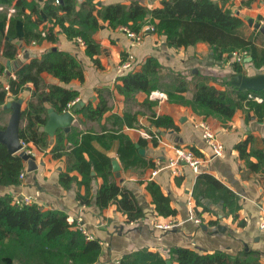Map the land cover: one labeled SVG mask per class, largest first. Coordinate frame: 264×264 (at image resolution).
<instances>
[{
  "label": "trees",
  "instance_id": "1",
  "mask_svg": "<svg viewBox=\"0 0 264 264\" xmlns=\"http://www.w3.org/2000/svg\"><path fill=\"white\" fill-rule=\"evenodd\" d=\"M15 0H0V21H7V10ZM28 5L32 12H38L35 5L27 0H16V12L11 18L8 39L4 42L0 28V50L4 43L3 55L14 60L17 58L19 46L13 41L15 24L18 19L24 22V41L29 44L48 40L56 42L58 33L51 27L40 30L34 24L30 15L23 12ZM46 15L53 25L60 27L69 39L81 38L86 45V54L94 64L100 67L98 55L101 44L95 39L96 32L104 26L116 29L128 27L135 32H141L145 26L153 25L154 31L166 37V45L174 48H188L204 42L210 46L213 56L220 59H231L237 49L249 50L251 63L260 68L264 65V48H260L254 38H246L242 33L245 21L231 9L213 0H162V5L149 8L139 1L131 4L113 3L99 6L97 0H48L43 6ZM236 73H245L244 65L233 61ZM7 70L5 64L0 65V78ZM127 73L117 78L116 87L120 93L129 97L138 92L151 93L167 86L170 99L184 102V98L176 96L174 91H188L189 82L186 76L173 70L164 72V66L155 58L150 57L138 70H125ZM16 77L9 79V89L0 82V105L6 104L9 98H17L21 89L29 82L34 86L35 96L23 110L22 120H27L20 129V137L26 142L34 143L39 149L49 147L48 134L40 129L48 120L46 103L62 113L68 104L77 99V90L69 89L56 83H47L42 74L47 72L63 83L74 79L85 80V67L72 53L64 50H48L41 56L31 58L15 69ZM193 98L187 102L194 112L206 116H217L226 123L239 109L247 107L253 110L259 120L264 119V89L261 91L239 90L227 80L222 81L225 89H219L211 83L209 76L194 75ZM251 95V96H250ZM261 97L257 101L255 97ZM109 110L106 100L101 98L97 107L86 104L77 112L90 118H100ZM119 122H126L134 127L137 118L129 113L124 117L116 116ZM39 123L34 128V123ZM151 122L156 127L178 129L173 119L167 115L154 114ZM5 128V127H3ZM57 144L52 153L55 158L67 156L69 171L82 174V183L86 187L85 194H79L82 204L89 205L95 201L102 211L111 204H116L123 212L128 223L136 222L145 216L136 196L127 188L121 186L113 177L112 160L106 154L92 148L90 142L107 137L111 142H118V155L126 166L142 165L145 168L153 166L152 160L140 153L146 140L139 141L140 147L124 132L118 134L95 136L86 133L80 140L70 139L60 129L56 132ZM73 141V147L68 151L64 139ZM154 144L158 140L153 138ZM254 137L249 136L236 144L239 156L253 172L264 177V147L254 146ZM85 152L89 154L86 158ZM26 170V161L18 154H10L6 145L0 142V185H19L20 174ZM103 177L104 182L97 194L92 195V181L96 175ZM74 177L68 173L61 174V183L69 186ZM147 188L152 195V202L157 214L168 217L176 215L177 210L171 205L169 195L165 194L155 181H149ZM194 198L203 210L209 209L203 200L210 199L214 203L222 202L227 215L238 218L240 204L237 195L220 180L209 173H201L197 178ZM200 216V212H195ZM219 219L211 220L209 225H217ZM244 224V222H240ZM104 254L100 239L88 238L77 226L75 221H69L68 215L58 209H45L37 202L18 204L12 194L0 195V264H97ZM170 261V262H169ZM109 264H262L260 253L253 250H243L232 254L225 250L201 252L199 250L174 246L165 255L161 251L149 247L140 248L123 255L119 262Z\"/></svg>",
  "mask_w": 264,
  "mask_h": 264
},
{
  "label": "crops",
  "instance_id": "2",
  "mask_svg": "<svg viewBox=\"0 0 264 264\" xmlns=\"http://www.w3.org/2000/svg\"><path fill=\"white\" fill-rule=\"evenodd\" d=\"M48 0H27L31 5L37 6L38 12H32L28 5L23 12L30 15L34 24L40 30H48L53 27L58 33V40L51 42L43 40L39 43L32 41L27 44L24 41V22L18 19L15 24V36L13 41L19 46L17 58L11 60V66L3 55L4 43L0 50V65L5 64L7 70L0 78V82L8 84L11 77H15V69L31 58L41 56L48 50H64L75 55L85 67V80H72L63 83L53 75L44 72L43 78L47 83H56L72 90H77L78 101L84 105L92 104L97 107L101 98L106 100L109 110L100 118H90L83 112H74L75 119L69 132L74 140H80L81 136L91 133L95 136L118 134L124 132L140 147L139 141L147 142L142 146L143 156L153 162L148 168L142 165L126 167L118 155V142H111L107 137L102 140L90 142L92 148L109 156L113 162L119 161L120 177L113 171V177L124 188L129 189L136 196L145 216L136 222L128 223L127 216L118 210L116 204H111L104 210H100L95 201L89 205L82 204L79 194H85L86 187L82 183L83 176L78 171H69L71 164L66 155L55 158L52 153L57 144L56 133L48 134L49 147L41 150L34 143L27 142L26 149L32 150L36 157L38 168L32 172L27 170L19 185H0V195L12 194L13 196H30L34 202L45 209H58L65 212L69 221L80 223L93 237L100 239L104 254L97 264H109L117 262L123 255L140 248L149 247L151 250L161 251L167 254L174 246L190 247L201 252H213L225 250L237 254L243 250H253L261 255L264 264V229L260 227L264 214V177L261 173L251 171L240 158L236 144L249 136L254 137L255 147H264V119L259 120L253 110L245 107L239 109L226 123L217 116L198 114L187 104L193 98L194 75L209 76L211 83L219 89H225L222 81L237 74L231 59H216L213 51L207 43L200 42L188 48H174L166 45V37L159 33L146 34L141 42H135L129 37L122 27L112 29L104 26L95 34V39L101 44V52L98 55L100 67L96 66L90 56L86 54V45L77 39H69L60 33V27L53 25L51 19L45 14L43 6ZM139 1L149 8L162 5V0H97L98 5L113 3L131 4ZM239 15L246 23L242 33L246 38H254L255 43L264 48V34L249 24V19L264 25V0H213ZM16 2V0H15ZM15 2L8 7L7 21H0L4 42L8 39L10 21L16 12ZM82 0H79L81 3ZM0 9H2L0 7ZM249 51V50H248ZM134 57V69L138 70L141 64L150 57H155L163 66L164 72L173 70L186 76L189 82L188 91H174L176 96L184 98V102L170 99L167 86L151 93L138 92L129 97L120 93L116 87L117 78L126 74L121 64ZM249 60L243 64L244 74L264 72V65L260 68L254 66ZM9 85V84H8ZM34 86L27 83L20 92L23 98V109L35 96ZM17 98H9L14 100ZM261 98V97H260ZM262 100V98H261ZM257 100V101H261ZM5 105V104H4ZM0 105V128L5 127L11 115V109ZM47 108L52 107L46 103ZM126 113L137 118L134 127H129L126 122H119L116 116L124 117ZM156 114L167 115L173 119L178 129H166L156 127L151 118ZM27 120L21 123L25 125ZM205 122L213 131L217 139L224 145L221 155H214L210 143L203 135L200 124ZM39 123H34L37 128ZM44 130V125L40 126ZM58 131V130H57ZM56 131V132H57ZM160 135L161 140L155 145L152 139L145 137L144 133ZM68 151L73 147V141L68 137L64 139ZM186 147L195 151L203 160L201 171L194 172L187 164L182 163L180 173L174 174L170 168H162L157 175L152 176L154 168L159 162L166 165L173 156V147ZM140 149V150H141ZM86 158L89 154L85 152ZM113 166V164H112ZM68 173L74 177L69 186L61 183V174ZM93 175L97 172L93 170ZM201 173H209L230 188L238 197L240 209L238 218L227 215L223 210L222 202L214 203L210 199L203 200L209 209L203 210L198 206L194 198V189L197 178ZM149 181H155L169 195L171 205L177 210L176 215L168 217L157 214L153 204L152 195L147 188ZM104 179L96 175L92 181V195L97 194ZM200 212L196 216L195 212ZM195 219H200L197 223ZM219 219L217 225H209L211 220ZM174 222L171 229L163 230L156 227L158 222ZM244 224H240V222ZM225 226L223 232L218 231V225ZM207 226L205 230L203 226Z\"/></svg>",
  "mask_w": 264,
  "mask_h": 264
},
{
  "label": "water",
  "instance_id": "3",
  "mask_svg": "<svg viewBox=\"0 0 264 264\" xmlns=\"http://www.w3.org/2000/svg\"><path fill=\"white\" fill-rule=\"evenodd\" d=\"M249 24L254 26L260 32L264 34V25L260 22H255L252 18L249 19ZM7 65L11 66V60H8ZM229 82L235 88L239 90H252L261 91L264 89V72H258L255 74H243L237 73L233 75ZM23 98H17L9 100L4 105L5 108L11 109V115L5 128H0V142L6 145L10 154H18L27 162L28 172H32L38 168L36 157L33 153L28 152L21 142L20 129L23 116ZM84 106L83 101L75 103L71 110H65L60 113L53 107L48 108V120L44 125V131L50 136H54L56 131L62 129L64 132L71 130L72 122L75 119L74 112ZM143 153V149L140 150ZM113 171L116 172L117 177H120V165L117 159L113 162ZM206 230L207 226H203ZM225 226L222 224L218 225V231L223 232ZM170 262V261H169Z\"/></svg>",
  "mask_w": 264,
  "mask_h": 264
},
{
  "label": "built area",
  "instance_id": "4",
  "mask_svg": "<svg viewBox=\"0 0 264 264\" xmlns=\"http://www.w3.org/2000/svg\"><path fill=\"white\" fill-rule=\"evenodd\" d=\"M56 1L59 2L60 0H56ZM122 29L125 30L128 36L133 38L135 42H141V40L146 34H149L150 32L154 31V26L153 25L145 26V28L141 32H135L128 27H122ZM78 41L82 44L84 43L81 38H79ZM231 56L234 61H237L241 64H245L250 58V53L247 49L241 48V49H237L233 51ZM128 57H129V60L123 62L121 64V67L124 68L125 70L131 71L134 69V64H133L134 57L132 55ZM6 88L9 89L8 84L6 85ZM255 99L261 100V98L258 96H256ZM77 102H78V99L74 100L72 103H69L68 108L66 110H71L73 105ZM200 127L203 128V135L205 139L210 143L214 151V155H221L224 150V145L217 139L213 129L205 122H202L200 124ZM144 135L145 137L152 139V140L153 138H156L158 141L161 140L160 135L157 133L150 134V133L145 132ZM21 142L26 149L27 142L24 141L23 139L21 140ZM26 150L32 153V150L30 149H26ZM173 151H174V154L172 157L169 158L167 164L164 166L162 165L161 162H159L158 167L153 169L152 176L157 175V173L162 168H170L174 174H178L180 173V166L182 163L187 164L190 168H192L194 172L198 173L201 171V164L203 163V160L200 156H198L195 153L194 150L190 148H186V147H176L175 146L173 147ZM25 174H26V170L21 172L20 178L21 179L24 178ZM15 202L18 204H31L34 201L32 200V197L30 196H15ZM195 221L197 223H201L200 219H195ZM77 226L88 238H93V236L90 233H88V231L82 225H80V223H78ZM173 226H174V222H171V221L166 222V223H163V222L156 223V227L159 229H163V230L171 229L173 228ZM260 227L264 229V214H263V219H262ZM117 262H119V260H117Z\"/></svg>",
  "mask_w": 264,
  "mask_h": 264
}]
</instances>
